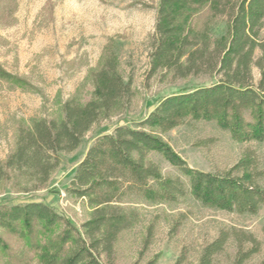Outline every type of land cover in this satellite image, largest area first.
I'll return each mask as SVG.
<instances>
[{"label": "trees", "instance_id": "16d2710c", "mask_svg": "<svg viewBox=\"0 0 264 264\" xmlns=\"http://www.w3.org/2000/svg\"><path fill=\"white\" fill-rule=\"evenodd\" d=\"M155 22L148 76L162 71L177 78L207 76L211 82L171 93L142 120L119 123L95 137L68 188L92 208L80 227L43 201L1 204L0 246L16 260L12 264L33 259L38 264H115L121 232L142 220L139 205L192 199L246 216L264 206V184L257 180L264 169L254 168L251 152L229 170L203 171L190 166L165 137L176 126L207 120L238 142L264 141V0H160ZM105 52L91 74L89 100L73 96L63 103L60 116L20 127L16 148L0 162V178L13 179L21 191L46 187L62 153L77 149L101 120L131 107L132 77L125 79L111 46ZM0 76L13 78L1 69ZM152 152L180 173L162 172ZM10 239L20 243V251ZM230 239L237 245L232 264H246L264 245L253 231L221 229L206 243L199 264H213Z\"/></svg>", "mask_w": 264, "mask_h": 264}, {"label": "rangeland", "instance_id": "374dc122", "mask_svg": "<svg viewBox=\"0 0 264 264\" xmlns=\"http://www.w3.org/2000/svg\"><path fill=\"white\" fill-rule=\"evenodd\" d=\"M159 1L1 0L0 69L13 78L0 76V162L16 148L20 127L37 118L60 116L63 103L73 96L89 100L94 90L91 74L110 46L118 55L125 79L132 77L135 96L126 112L101 120L77 149L62 153V162L46 187L21 191L13 179L0 178V205L43 201L80 227L92 208L85 197L68 188L95 137L112 132L119 123L142 120L171 93L211 82L207 76L177 78L162 71L148 76ZM260 34L264 36V26ZM261 54L262 49H258L256 57ZM254 75L259 78L258 67ZM165 137L190 166L199 170H229L248 151L256 161L254 168L264 169V141L238 142L214 121L182 124ZM150 158L165 174L180 173L159 152H152ZM257 180L264 184V176ZM139 211L142 220L121 232L116 241L115 264H199L206 243L221 229L243 228L264 241V206L257 214L246 216L190 199L175 205H139ZM9 241L20 251V243ZM236 252L237 245L230 239L214 256L213 264H232ZM14 261L0 246V264ZM263 261L264 245L246 264ZM29 264L38 263L33 259Z\"/></svg>", "mask_w": 264, "mask_h": 264}]
</instances>
